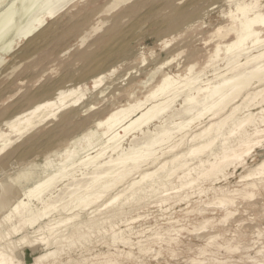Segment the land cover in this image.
<instances>
[{
	"label": "bare ground",
	"instance_id": "6f19581e",
	"mask_svg": "<svg viewBox=\"0 0 264 264\" xmlns=\"http://www.w3.org/2000/svg\"><path fill=\"white\" fill-rule=\"evenodd\" d=\"M36 1L29 2L37 5L35 13L0 43V65L5 61L3 55L16 49L22 40L30 39L70 2ZM125 1L115 0L108 9H115ZM227 2L234 6L227 13L229 23L216 29L220 40L207 60L210 64L222 60L224 71L217 72L218 66L214 67L211 78L204 77V69L193 72V66L187 68L185 75L165 72L143 98L117 105L73 136L61 137L78 111L67 107L83 103L87 89L79 85L60 88L50 97L10 114H0L1 152L43 122L57 120L18 152L24 156L34 151L33 156L42 155L43 161L36 163L32 159L14 177L0 178V264H121L118 253L107 251L73 261L69 252L76 244L83 248V243H90L94 232H103L115 247L117 243L130 248L136 245L139 253L148 254V244L131 238L132 234L142 233L133 231L131 223L135 219L124 215L127 209L150 199L161 206L188 200L196 188L198 194L211 190V203L226 210L224 219L232 214L229 208L236 198L252 199L258 183L264 181V156L253 166L246 162L257 147L264 145V10L260 0ZM14 4L11 1L0 13L1 17L5 16L0 40L12 29L9 22L14 19H11ZM29 8H21V12L31 14ZM189 15L181 13L180 18ZM176 22L171 19L168 27H174ZM97 30L98 27H93L87 35H82L81 44ZM44 31L42 28L40 32ZM228 35L232 36L230 41H221ZM103 59L88 69L89 74H95L93 89L101 86L106 77L99 71ZM178 97L182 103L176 109L172 104ZM205 115L207 122L197 132L192 131L191 124ZM238 166L246 170L238 180V188L212 184L209 188L200 187L206 180L213 184L226 180L228 169L235 170ZM24 182L31 184L23 185ZM191 211L200 213L201 209L195 205ZM119 222L125 227L121 228ZM179 230L170 225L164 232ZM152 232V236L143 239L147 242L162 239L158 230ZM78 246L77 249L81 248ZM118 251L125 257L133 252ZM61 254H68L69 260L63 263Z\"/></svg>",
	"mask_w": 264,
	"mask_h": 264
},
{
	"label": "rangeland",
	"instance_id": "374dc122",
	"mask_svg": "<svg viewBox=\"0 0 264 264\" xmlns=\"http://www.w3.org/2000/svg\"><path fill=\"white\" fill-rule=\"evenodd\" d=\"M11 1L16 3L12 9L13 22L11 20L9 22L12 29L2 36L0 43L24 25L23 21H27L37 8L35 3L30 5L31 0L16 2L3 0L0 13ZM114 1L70 0L57 12V16L49 19L30 39L22 40L16 49L3 55L5 61L0 65V114H10L32 102L50 97L60 88L79 85L83 90L87 89L83 103L67 107L78 108V111L64 131L65 134L61 135L73 136L92 126L94 119L102 117L117 105L134 98H143L149 89L155 88L165 72L185 75L188 74L187 68L193 66V72L204 69V77L211 78L214 67L218 66L217 72L224 71L222 60L217 61L219 65L217 62L210 64L207 60L213 52L215 43L220 40L215 33L216 29L229 23L227 13L234 6L226 3V0H127L115 9L109 10ZM19 2L22 3L21 7ZM23 2H26V5ZM260 2L264 10V0ZM27 7H31L29 8L31 14L24 12ZM19 8L20 12L21 8L26 9L23 11L24 14L21 13L28 14L27 18L22 17L23 15L18 12ZM19 13L21 17L18 16ZM181 13L190 15L186 19H181ZM0 18H3L0 20L1 29L5 16ZM171 19L177 20L174 27H168ZM93 27H98V30L81 44L82 37ZM42 28H45L43 33L40 32ZM231 38L232 36L228 35L221 41H230ZM112 45L113 48H110ZM102 58H104L100 61L102 69L99 71L106 77L101 86L93 89L92 77L95 74H89L88 69ZM179 98L172 104L176 109L180 108L182 103V99ZM89 105H93L94 108L87 109ZM207 119L208 116L205 115L200 121L192 123V131L197 132ZM56 121L53 119L43 122L20 137V140L17 139L9 145L3 152L0 151V178L14 177L18 169L32 159L36 163L43 161L42 155L33 156L34 151L24 156H20L18 152L28 141L39 138L42 133L53 127ZM263 156L264 145L257 147L253 156L247 158V165L253 166ZM228 171L230 174L226 180L214 184L211 180H206L200 187L209 188L212 184L215 187L238 188L240 185L238 180L246 173L245 168L238 166L235 170L230 168ZM203 194H198L196 188L188 200L176 202L177 204L167 202L160 206L155 199H150L141 206L127 209L124 216L135 219L131 223L133 231L142 232L132 234L131 238L134 242L138 238L142 239V244H148L150 247L148 254L139 253L136 245L130 248L117 243L115 247L111 244L109 235L106 234V237L103 232H94L90 237L92 240L90 243H83V248L76 244L70 250V258L73 261L90 259L95 254L109 251L118 253L121 264H218V260L222 262L221 264H264V181L258 183L252 199L241 197L235 199L229 208L232 214L227 216V219H224L225 208L211 203L212 191L208 190ZM195 205L200 207V213L191 211ZM204 220L208 222L203 224ZM118 224L121 228L125 227L121 222ZM170 225L180 230L165 233L164 230ZM202 225L204 226L201 227ZM154 230L161 233L162 239L145 241L147 236H152ZM211 236H214L213 240ZM77 246L81 248L77 249ZM118 250L133 252L130 257H125L124 253ZM256 250L260 251L257 255ZM67 255L61 254L60 259L63 263L69 260Z\"/></svg>",
	"mask_w": 264,
	"mask_h": 264
}]
</instances>
